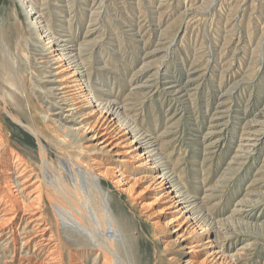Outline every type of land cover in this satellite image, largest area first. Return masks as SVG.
I'll list each match as a JSON object with an SVG mask.
<instances>
[{
    "label": "rangeland",
    "instance_id": "obj_1",
    "mask_svg": "<svg viewBox=\"0 0 264 264\" xmlns=\"http://www.w3.org/2000/svg\"><path fill=\"white\" fill-rule=\"evenodd\" d=\"M29 4L81 47L96 85L132 102L130 118L160 136L186 192L213 194L207 206L228 226L229 253L245 247L242 264H264V140L252 155L240 152L250 133L264 129L259 122L264 118H258L264 108V0H0V44L12 52L11 64L25 71L20 82L33 118L0 101L2 149L32 160L38 170V140L9 113L25 122L30 118L47 136L50 129L44 127H55L45 121L53 115L43 82L47 53L31 25L35 15ZM53 131L64 136L56 127ZM43 140L54 163L62 152ZM214 141L220 142L211 149ZM105 189L117 210L132 217L141 264H168L167 257L179 253L178 246L165 250L172 238L158 239L148 212L111 185ZM239 205L247 212L235 213Z\"/></svg>",
    "mask_w": 264,
    "mask_h": 264
},
{
    "label": "bare ground",
    "instance_id": "obj_2",
    "mask_svg": "<svg viewBox=\"0 0 264 264\" xmlns=\"http://www.w3.org/2000/svg\"><path fill=\"white\" fill-rule=\"evenodd\" d=\"M30 7L35 15L31 25L47 53L44 65L49 70L43 82L49 86L44 92L51 98L48 113L53 115L45 121L64 136L58 137L49 124L44 127L50 129L47 136L30 118L25 122L21 117H31L24 101L29 102L26 85L20 82L25 71L11 64L12 52L0 44V101L6 107L10 101L21 113L9 112L41 149L37 170L32 160L3 150L0 134V264H87L91 255L92 264H141L132 217L117 210L107 185L148 212L158 239L172 238L165 250L178 246L179 253L167 257L168 264H242L245 247L230 254L228 226L210 214L207 202L213 194L186 192L166 160L160 136L130 118L132 102H122L119 94L96 85L81 47L65 31L53 30L45 12ZM22 54L29 58L28 52ZM259 117L264 118V108ZM263 134L264 129L250 133L240 152L252 155ZM44 138L62 152L54 163ZM239 206L235 213L247 212Z\"/></svg>",
    "mask_w": 264,
    "mask_h": 264
}]
</instances>
